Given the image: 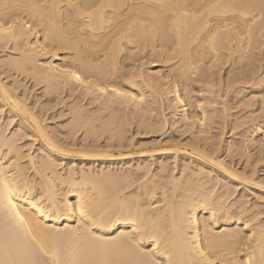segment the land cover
Returning <instances> with one entry per match:
<instances>
[{
	"label": "bare ground",
	"instance_id": "1",
	"mask_svg": "<svg viewBox=\"0 0 264 264\" xmlns=\"http://www.w3.org/2000/svg\"><path fill=\"white\" fill-rule=\"evenodd\" d=\"M256 134L264 0H0V264H264Z\"/></svg>",
	"mask_w": 264,
	"mask_h": 264
},
{
	"label": "rangeland",
	"instance_id": "2",
	"mask_svg": "<svg viewBox=\"0 0 264 264\" xmlns=\"http://www.w3.org/2000/svg\"><path fill=\"white\" fill-rule=\"evenodd\" d=\"M147 66H148V65H147ZM147 66H146V67H147ZM164 69H165V68H164ZM164 69L161 68V70H164ZM165 70H166V69H165ZM245 90H246V89H245ZM245 90H244V93L241 94V95H244V96H241V95H240V96H241V97H245V98H246V96H249V97H250V95H251L250 90L247 89L249 92H248V91L245 92ZM37 92H39V91H37ZM247 94H248V95H247ZM245 95H246V96H245ZM245 98H243V99H244L246 102L249 101V100H246L247 98H246V99H245ZM248 99H249V98H248ZM242 103H243V102H242ZM242 103H240V104H238V105H241ZM238 105H237V106H238ZM251 105L255 107V105H257V104L255 103V104L253 105V103H252V104L249 105V106H250L249 108L252 107ZM241 106H243V105H241ZM57 107H58V106H57ZM245 107H246V106H245ZM234 110L236 111V109H234ZM171 130H173V131H175V130H174V129H168V131H169L171 134H173V136H174V135H176V136L178 135L177 132L173 133V131H171ZM140 135H141V134H137V136H136V135L134 136V140H135V141H133V143L129 146V148H130L131 151L128 149V147H127V149H126V148H122L123 150H122V149H119V150H118V148L116 149L115 147H112V148L110 147V148L112 149V150H111V149L109 148L110 151H111V152H110L111 154L107 152L108 154H106V155H109V156L111 155V157H112V156L115 157V156H117V155H119V154H123V155H124V153H125V155H126V153H128V154H129V153L132 154V152L134 153L133 155H138V154H139V150H140V154H141V153H146V149H147V152H148V151H150V150L152 151V148L159 149V148H161V147L163 146V142L160 143V142H161V141H159L160 137H158L156 134H153L154 137H153L152 133H147L146 135H145V134H144V135L142 134V136H140ZM260 135H262V134H256L255 136H256V138L258 139V138L261 137ZM176 136H174V138H176ZM259 136H260V137H259ZM135 137H138V138L135 139ZM150 137H153V138L151 139ZM181 137H182V136H181ZM140 138H141V139H140ZM148 138L150 139V140H148V142H150V141H151V142H152V141L154 142V143H151V142H150L152 145H151L150 143H147V144H146V143H143L145 139H146L145 141L147 142V139H148ZM158 138H159V139H158ZM177 138H178V136H177ZM262 138H264L263 135H262ZM140 140H143V141L141 142ZM155 140L157 141V146H156V144H155V143H156ZM160 140H161V139H160ZM158 141H159V143H158ZM137 142H139L140 144H141V143H143V144H142L141 146H139L140 144L137 143ZM101 143L104 144V142H101ZM103 144H102V145H103ZM136 144L138 145V147H137ZM145 144H146V145H145ZM158 144H159V145H158ZM133 145H135L136 147L133 146ZM150 145H151V146H150ZM142 146H143V148H142ZM152 146H153V147H152ZM158 146H160V147H158ZM140 147H141V149H140ZM147 147H151V149H150V148H147ZM132 148H135V149H132ZM137 148H139V149L137 150ZM145 148H146V149H145ZM252 148H253V147L251 146L250 149L253 150ZM124 149H126L127 152H126V150H124ZM114 150H115V151H114ZM142 150H143V152H141ZM134 151H135V152H134ZM181 151H182V150H180V151H178V152L180 153ZM253 151H254V150H253ZM118 152H120V153H118ZM121 152H122V153H121ZM136 152H137V153H136ZM182 152H183V151H182ZM112 153H114V154H112ZM60 154L63 155V153L59 152V155H60ZM64 155H66V154H64ZM71 155H72V156H71ZM75 155H76V156H75ZM106 155H105V156H106ZM68 156H69L70 158H73V159H75L76 157H77V159H78V158L80 157L79 153H76V151L71 152L70 155L68 154ZM119 156H120V155H119ZM106 157H108V156H106ZM159 158H160V157H159ZM260 168H263V167H260ZM258 170H259V171L257 172V174H259V172H260L261 175H258L259 177H258V179H257V183H256V182H253V183L251 182V183H248V184H246V183L244 184L246 187H248V188L246 189V192L249 193L248 198H250V199L252 198L251 200H253V199H257L258 196H260V194L264 193V189H263V188H264V184H263L264 181L261 180L262 178H264V174H262V173H264V168H263V169H258ZM262 170H263V171H262ZM262 175H263V176H262ZM260 176H261V177H260ZM259 178H260V180H259ZM263 180H264V179H263ZM258 183H259V185H257ZM261 183H262L263 185H262ZM247 185H249V186H247ZM252 188H253V189H252ZM258 188H259V189H258ZM248 189H249V191H248ZM252 190L254 191V193L250 192V191H252ZM259 191H260L261 193H260ZM257 192H258V193H257ZM250 193H251L252 195H251ZM256 193H257V194H256ZM258 194H259V195H258ZM256 195H257V196H256ZM263 195H264V194H263ZM253 196H254L255 198H254ZM258 199H259V198H258Z\"/></svg>",
	"mask_w": 264,
	"mask_h": 264
},
{
	"label": "snow or ice",
	"instance_id": "3",
	"mask_svg": "<svg viewBox=\"0 0 264 264\" xmlns=\"http://www.w3.org/2000/svg\"><path fill=\"white\" fill-rule=\"evenodd\" d=\"M11 27V26H10Z\"/></svg>",
	"mask_w": 264,
	"mask_h": 264
}]
</instances>
